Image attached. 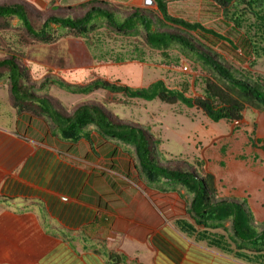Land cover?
<instances>
[{
  "label": "crops",
  "instance_id": "crops-1",
  "mask_svg": "<svg viewBox=\"0 0 264 264\" xmlns=\"http://www.w3.org/2000/svg\"><path fill=\"white\" fill-rule=\"evenodd\" d=\"M90 1L139 7L138 0H0V7L20 5L29 14ZM254 113L255 139L264 140V113ZM87 131L89 141H61L47 123L17 115L0 95V264H250L182 233L175 222L193 225L191 196L178 185L164 193L149 189L133 149ZM213 186L217 201L245 198L220 178ZM246 201L253 220L264 223L253 198Z\"/></svg>",
  "mask_w": 264,
  "mask_h": 264
},
{
  "label": "rangeland",
  "instance_id": "rangeland-1",
  "mask_svg": "<svg viewBox=\"0 0 264 264\" xmlns=\"http://www.w3.org/2000/svg\"><path fill=\"white\" fill-rule=\"evenodd\" d=\"M166 1L169 16L184 14L183 8L187 6L189 10L180 18L198 22L231 40L236 49L240 47L238 35L242 33L237 32V35L232 32L231 25L223 20L222 11L214 0H205L212 6L202 11L198 10L199 0ZM94 5L110 11L120 21L135 9L104 3ZM137 5L140 13L151 21L152 31L184 36L199 50L215 57L236 78L251 85L258 84V76L264 77V58L257 59L251 66L253 59L250 55L244 57L239 50H234L225 42L162 22L155 5L146 6L142 0H138ZM53 9L48 7L39 13L29 11L28 17L35 31L49 17L72 19L85 13L81 5L55 8L57 11ZM48 32L55 36L61 33L64 37L52 44H42L27 35L17 19H0V61L16 58L23 72L22 84L29 93L48 99L66 116L81 105H91L103 110L113 122L141 128L150 140L159 141L154 146L159 164L165 167L182 166L198 178L210 173L220 178L224 185L244 192L245 198L235 202L244 203L246 208V199L251 197L254 208L259 210L258 214L264 215V153L252 148L249 143V135L255 131L254 112L259 111L246 107L240 121L212 123L200 111L179 104L126 100L120 94L100 90L88 95L69 94L51 81L86 85L101 79L117 85L143 88L161 80L169 89L186 88V95L195 98L203 95L202 78H209L212 82L215 80L176 48L160 52L147 47L141 29L136 36H125L102 25L84 36L74 37L50 25ZM0 74L1 98L12 107L6 72L0 70ZM260 87L264 92V85ZM214 197L216 200V194ZM253 226L259 232L264 231V223L253 220ZM226 229L229 232V224ZM218 232L228 236L221 230ZM56 261L53 264H62L64 260Z\"/></svg>",
  "mask_w": 264,
  "mask_h": 264
},
{
  "label": "trees",
  "instance_id": "trees-1",
  "mask_svg": "<svg viewBox=\"0 0 264 264\" xmlns=\"http://www.w3.org/2000/svg\"><path fill=\"white\" fill-rule=\"evenodd\" d=\"M152 1L162 22L177 26L186 32L210 36L225 42L234 50H239L244 57L250 55L253 59L251 66L257 59L264 58V0H214L222 11L223 20L231 25L232 32L237 35V32L242 33L241 36L238 35L241 40L237 49L231 40L198 22L169 16L166 0ZM97 3L102 2L90 1L82 4L85 13L80 17H49L37 31L20 5L1 6L0 19H17L27 35L42 44H52L64 37L61 33L56 34L57 36L51 35L48 32L50 25L65 31L67 36L74 37L84 36L102 25L125 36H136L141 29L147 47L160 52L176 48L215 80L212 82L209 78H202L203 95L195 98L186 95V88L169 89L161 80L143 88H131L101 79H95L86 85L51 81L69 94L88 95L100 90L120 94L126 100L179 104L200 111L212 123L240 121L246 107L264 113V92L260 87L264 85V77L258 76V84L251 85L236 78L232 71L225 68L215 57L199 50L184 36L152 31L151 21L138 9H134L127 18L120 21L110 11L96 7L94 4ZM0 70L6 72L10 101L17 115L30 112L31 116L47 123L49 133L61 141H89L90 132L87 129L93 127L100 138L133 149L136 171L149 189L164 193L173 191V187L178 185L191 196L187 214L193 220V225L185 221L175 222L182 233L194 237L196 241L205 242L209 248L233 253L245 263H264V231L259 232L254 228L253 217L244 203L215 200L212 176L205 175L200 179L182 166H162L155 158L154 146L159 144L158 140H150L139 127L113 122L96 106L81 105L70 115H63L48 99L36 97L24 87L23 72L15 57L0 61ZM249 143L252 148L264 153V140L255 139L254 131L249 135ZM226 224H229V232ZM195 227L201 230H196ZM218 230L228 233V236L218 233ZM228 239L233 243V249H230Z\"/></svg>",
  "mask_w": 264,
  "mask_h": 264
},
{
  "label": "water",
  "instance_id": "water-1",
  "mask_svg": "<svg viewBox=\"0 0 264 264\" xmlns=\"http://www.w3.org/2000/svg\"><path fill=\"white\" fill-rule=\"evenodd\" d=\"M144 5L152 6V5H154V2L152 0H144Z\"/></svg>",
  "mask_w": 264,
  "mask_h": 264
}]
</instances>
